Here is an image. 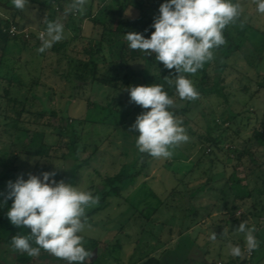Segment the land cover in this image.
I'll use <instances>...</instances> for the list:
<instances>
[{"label": "rangeland", "instance_id": "1", "mask_svg": "<svg viewBox=\"0 0 264 264\" xmlns=\"http://www.w3.org/2000/svg\"><path fill=\"white\" fill-rule=\"evenodd\" d=\"M126 1L124 16L135 17L138 13L133 5L135 0ZM102 2L114 5V0H89L86 13H74L70 21L69 15L64 16L63 11L56 9L55 2L48 9H42L30 0V7L19 11L12 6L11 0H0V16L10 17L14 12V21L21 29H33L37 34L40 31L44 34L50 21L62 22L66 39H69L68 59L76 58L80 70L86 74L82 47L87 41L93 44L101 32L100 25L94 26L89 20L88 12H95ZM140 2L149 14L158 16L159 7L165 0ZM240 3L243 6L241 20L228 29L233 37L238 35L237 29L242 28L240 24L243 23L246 33L235 38L244 40L241 46L245 55L233 49L225 58L226 67L220 74L224 96L200 93V98L189 104L183 117L190 142L178 148L170 160L151 158L146 175L137 176L119 194L108 195L105 207L93 214L88 213L91 208L87 210L91 227L81 235L85 247L90 244L89 239L96 240L91 264H140L146 254L159 257L164 264H212L217 261L222 264H264L261 205L248 197L241 202L235 200L236 207L230 208L236 194L241 190L251 191L261 184L264 176V127L259 126L264 114V47L260 48L264 43V14L256 11L253 0H240ZM111 23L113 17L109 25ZM72 24L78 30L73 29ZM41 43V36L37 45L30 39L12 40L4 50L0 46V56L3 53L4 61L13 66L25 84L31 78L40 82L31 91L36 96L30 101L34 110L41 108L40 102L46 100V105L59 113L66 109L74 118L71 123L78 136L77 160L68 155L69 136L64 130L57 133L51 125L42 123V119L33 121L32 116L25 114L17 121L19 103L5 102L0 108V193H6L8 182H15L21 175L27 179L29 173L40 176L43 172L55 171L57 182L63 179L101 196L102 177L115 173L123 165H135L138 156L135 140L139 133L130 128L136 117L147 110L130 103L126 89L152 85L154 80L149 76L159 74L162 66L155 59L133 61L132 67L143 69L144 74H132L121 88L87 83L71 98V85L61 76L67 70V57H61L57 62L56 58L61 54L52 47L38 53ZM207 67L212 73V65ZM198 76L197 73L189 78L195 84ZM6 83L0 79V92ZM163 86L165 90L171 88L167 84ZM11 91L10 94L20 98V92L23 93L25 88L18 91L14 87ZM48 91L51 94L46 98L44 93ZM172 98L180 102L176 93ZM85 118L96 122L84 121ZM115 118L120 121L114 127L112 121ZM18 129L40 133V141L49 147L48 155H32L26 150L25 140L22 145H14L13 135ZM207 136L219 137V148L208 151ZM230 144L235 153L243 147L248 152L236 158ZM65 154L68 155L66 158ZM85 159L87 163L76 166ZM232 176L238 178V186ZM3 199L0 196V208ZM253 201L255 207L251 205ZM241 222H247L249 227L255 225L257 229L259 248L251 254L245 249L244 234L235 231ZM212 232L217 234L216 241L209 239ZM230 245H239L243 254L233 257ZM4 249L0 248V255ZM27 264L66 262L47 253L32 258Z\"/></svg>", "mask_w": 264, "mask_h": 264}, {"label": "clouds", "instance_id": "2", "mask_svg": "<svg viewBox=\"0 0 264 264\" xmlns=\"http://www.w3.org/2000/svg\"><path fill=\"white\" fill-rule=\"evenodd\" d=\"M88 2L71 0L65 6L64 16L85 14ZM253 3L256 11L264 14V0ZM11 4L24 11L30 7V0H11ZM242 15L240 0H165L159 15L154 17L151 27L155 30L150 38L133 31L125 34L124 39L130 50L154 56L166 69H174L177 75L164 77L166 83L174 86L180 101L195 102L200 93L189 75L194 76L205 64L215 61L216 50L227 43L224 30L240 22ZM66 38L64 24L50 21L37 52L44 53ZM126 91L130 103L147 110L136 117L130 128L139 133L135 140L138 152L156 160H170L191 139L183 121L175 115V109L182 105L169 96L162 84L130 86ZM56 174L29 173L27 179L21 175L15 182H8L6 193H0L4 204L13 201L6 213L11 224L30 230L26 235L12 237V250L32 258L43 250L66 264H90L94 252L85 248L81 233L91 227L87 210L100 203V196L63 179L57 182ZM235 231L244 234L248 252L259 248L255 225L249 227L247 222H241ZM209 239L216 241L217 234L212 232ZM229 247L233 257L243 254L239 245Z\"/></svg>", "mask_w": 264, "mask_h": 264}, {"label": "trees", "instance_id": "3", "mask_svg": "<svg viewBox=\"0 0 264 264\" xmlns=\"http://www.w3.org/2000/svg\"><path fill=\"white\" fill-rule=\"evenodd\" d=\"M33 3L39 5L42 9H48L53 2L56 3V9L63 11L65 6L68 4L66 0H31ZM104 1V0H102ZM2 3V2H1ZM127 5L126 0H114V5L105 4L102 2L101 6L95 10V12H88V18L91 23L95 25H100L101 32L100 37L93 44L90 41H87L82 47V53L84 55V64L87 67V73L84 74L82 70H80V62L75 60L73 57L68 59V54L66 52V48L69 45V39H64L60 42L53 44L52 49L56 53H60L61 56L56 58V61L59 62L61 57H67L66 66L67 70H64L61 73V76L64 77L67 82L71 85L72 91L69 94V97L73 98L78 92V89L83 88L87 83H99L102 85L110 86L115 89H119L122 87L123 82H127V79L132 74H144L143 69L136 70L132 67V62L143 59L148 62V60H154V56H146L143 52L140 51H132L127 47V42L124 39V35L128 32H139L142 33L145 38H150L151 33L155 30L152 28V24L154 22V17L149 12L143 8L140 0H135L133 5L138 9V13L135 17H125L124 10ZM2 6V4L0 5ZM72 14H69L70 21H72ZM113 17V24L109 25L111 18ZM18 24L14 21V12H11L10 17H1L0 16V46L4 50L9 42L12 40H34V45L38 44L39 36L36 30L28 29V36H24L23 34H10L8 32V28L10 25ZM73 25V24H72ZM45 27V26H44ZM77 26L73 25V29H77ZM147 29V31H145ZM245 27L237 29L238 35H242L246 33ZM77 35V34H76ZM237 34L232 37L229 32L228 27L224 30V36L227 43L221 46L220 51L216 50V59L213 62H209L204 65V68L197 73L199 74L197 78V82L195 86L199 93H216L218 95L224 96L223 93V85L221 73L226 67L225 58L231 54L234 50L238 53L245 52L242 50V40L238 41L235 37ZM24 44V43H22ZM260 48L264 47V43L260 44ZM107 47V48H106ZM112 47V48H111ZM107 49L106 53L104 49ZM234 49V50H233ZM233 50V51H232ZM116 57H115V56ZM252 64V61H250ZM161 64L162 69L159 74H151L149 78L153 79L152 84H167L164 77H170L173 75H177L175 70L166 69L162 62H158ZM208 65H212V73L208 70ZM187 75V74H186ZM144 76V75H143ZM0 79L5 80L7 83L2 87V91L0 92V108H3V104L5 102H12V104L19 103V107L16 110V120L20 121L22 119L23 114L28 117L32 116L33 121H38L42 119V123L51 125L57 133H63L64 130L66 135L69 136V153L74 160H77L76 150H77V133L74 130V125L71 123L72 119L65 110H62L60 113L57 112L54 108L46 105L45 101L42 100L41 108L34 110L30 101H33L36 98L35 94L31 93V91L36 88L40 82L36 78H31L28 83H24L21 80V77L18 73L14 72V68L12 65L7 64L4 61L3 53L0 56ZM16 87V90H20L25 88V91L20 92L21 96L16 97L15 95L10 94L11 89ZM168 85V84H167ZM169 86V85H168ZM168 92L169 96L172 97L175 93L174 86L165 90ZM33 92V91H32ZM50 92L44 93L46 98L50 97ZM179 100V99H178ZM177 100V101H178ZM180 101V100H179ZM177 104L182 105L181 107L175 109V115L183 121V126L186 123V119L183 118L187 113L189 104L191 102L180 101L176 102ZM104 108V107H103ZM106 109V108H104ZM230 116L234 114L229 113ZM84 121L96 122L95 120L84 119ZM119 119L115 118L112 124L115 126L118 125ZM78 122H81L78 121ZM107 123L106 121H103ZM259 126L264 127V114H262L261 120L259 121ZM19 130V131H18ZM17 133H14L15 143L14 145H22L24 140L26 141L27 151L32 155L44 156L48 155V146H46L43 142L40 141L39 135L40 133H29L26 129H18ZM209 144L207 146L208 151H212L213 148H219L220 138L217 136H207L205 138ZM14 140V139H13ZM39 143V144H38ZM231 146V144H230ZM222 147H220L221 149ZM229 149V147H227ZM232 152H236L234 146L230 147ZM246 147H243L239 153H235L236 158H240L243 153H247ZM67 154L63 155L65 158L68 156ZM151 157L146 154H140L138 152V156L135 160V165L127 166L123 165L118 171L111 175H104L102 177L103 188L100 196V203L89 210V214H93L95 211L99 210L102 207L107 205V196L108 195H117L119 194L127 185L131 184L137 176L140 174L146 175L147 168L149 166V161ZM253 161V160H252ZM87 163V159L83 162H77L76 166L82 165V163ZM261 177V176H260ZM63 178V177H62ZM232 181L238 186L239 180L236 176H232ZM253 197L260 205L261 212H264V176L261 177V184L253 188L251 191H243L239 194H236L233 198V202L230 208H235L236 203L235 200L243 201L245 198ZM12 200H8L7 204L3 203L2 200V208H0V242L6 243L11 247V239L13 236L18 234L26 235L30 230L23 227H16L11 224L8 219L6 213L11 208ZM255 201L251 205L255 207ZM88 243L85 247L86 249H94L97 246L96 240L89 239ZM12 248V247H11ZM43 255L47 254L45 251H41ZM18 260L21 262H27L31 257H28L26 254H19ZM91 264V262H90ZM140 264H164L163 261L154 255L146 254ZM212 264H215L212 263Z\"/></svg>", "mask_w": 264, "mask_h": 264}, {"label": "flooded vegetation", "instance_id": "4", "mask_svg": "<svg viewBox=\"0 0 264 264\" xmlns=\"http://www.w3.org/2000/svg\"><path fill=\"white\" fill-rule=\"evenodd\" d=\"M1 247H5V249L0 255V264H27L32 259L31 257L29 261L23 263L18 260L17 253L13 252L12 248L8 244L0 242V248ZM40 255L44 256L42 253H40Z\"/></svg>", "mask_w": 264, "mask_h": 264}, {"label": "built area", "instance_id": "5", "mask_svg": "<svg viewBox=\"0 0 264 264\" xmlns=\"http://www.w3.org/2000/svg\"><path fill=\"white\" fill-rule=\"evenodd\" d=\"M8 32L12 35L14 34H23L24 36H28V29H21L20 27H17L16 25L12 24L8 28ZM43 32H38V36H41ZM251 254V252H249ZM215 264H222L221 261H217Z\"/></svg>", "mask_w": 264, "mask_h": 264}]
</instances>
